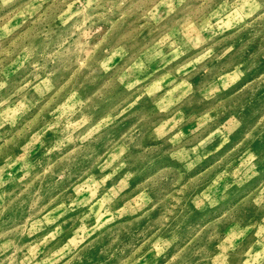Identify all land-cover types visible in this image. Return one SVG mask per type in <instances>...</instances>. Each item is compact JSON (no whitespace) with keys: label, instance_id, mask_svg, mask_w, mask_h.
Wrapping results in <instances>:
<instances>
[{"label":"clouds","instance_id":"obj_1","mask_svg":"<svg viewBox=\"0 0 264 264\" xmlns=\"http://www.w3.org/2000/svg\"><path fill=\"white\" fill-rule=\"evenodd\" d=\"M0 264H264V0H0Z\"/></svg>","mask_w":264,"mask_h":264},{"label":"rangeland","instance_id":"obj_2","mask_svg":"<svg viewBox=\"0 0 264 264\" xmlns=\"http://www.w3.org/2000/svg\"><path fill=\"white\" fill-rule=\"evenodd\" d=\"M155 87H159V84H157ZM231 124H232V122L230 121V122H228V124H226L225 125V128H228V127H230L231 126ZM209 150H211V146H210V149ZM205 163H208V161H205Z\"/></svg>","mask_w":264,"mask_h":264}]
</instances>
